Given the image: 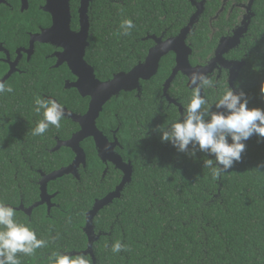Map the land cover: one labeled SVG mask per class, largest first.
<instances>
[{"label":"trees","instance_id":"trees-1","mask_svg":"<svg viewBox=\"0 0 264 264\" xmlns=\"http://www.w3.org/2000/svg\"><path fill=\"white\" fill-rule=\"evenodd\" d=\"M94 2L97 32L91 44L94 54L88 59L101 78L123 69L124 65L115 59L123 54L131 38L145 31L158 32L165 21L172 19L163 15L169 3L186 9L181 0ZM253 10L256 15L249 27L250 36L240 50L242 56L247 54L246 65L236 87L246 94L250 108L264 109V0H255ZM126 18L135 25L129 36L120 35V23ZM99 29L106 30L102 40ZM195 33L203 31L199 28ZM170 57L172 54L162 59L159 75L150 82L157 81V87L145 86L141 100L121 95L106 106L99 118L108 129L116 126L114 113H118L122 123L119 137L127 147L124 155L133 161L135 171L122 196L94 218L95 232L108 233L93 244L96 264H264V169L255 170L264 161V138L253 135L245 141L241 161L219 178L204 167L205 159H214L207 153L197 150L195 156H190L168 144L158 154L139 139L145 137L148 128L159 131L166 127L165 119L172 122L178 117L173 106L166 108L165 102L158 101L161 84L169 73ZM14 83L12 93L0 95V200L16 206L22 197L26 206L36 201L39 193L35 182L39 174L31 167L49 172L66 164L67 158L60 153L49 156L44 150L52 145L50 134L56 129L54 126L42 136L32 135V129L42 119V114L36 117L30 103L37 94L29 97L30 88L20 87L24 82L17 79ZM222 90H209L206 98L214 102ZM50 92L63 103L74 102L71 95L63 96L54 89ZM188 102L184 101L185 108ZM212 110H216L214 106ZM137 121L146 126L140 134ZM157 140L158 144L151 141L150 146L162 148L164 143L160 137ZM101 173L102 165L92 152L81 182L66 176L48 184L49 192L58 191L53 200L59 207L52 208L49 214L43 206L37 207L30 219L16 210L18 221L33 227L38 238L50 241L48 247L37 249L32 256L18 254L21 264H48V256L58 248H85V212L92 204L91 197L103 195L110 185L105 180L96 183L101 180ZM116 240L127 244L129 251L113 254L110 247Z\"/></svg>","mask_w":264,"mask_h":264},{"label":"flooded vegetation","instance_id":"flooded-vegetation-1","mask_svg":"<svg viewBox=\"0 0 264 264\" xmlns=\"http://www.w3.org/2000/svg\"><path fill=\"white\" fill-rule=\"evenodd\" d=\"M94 1L95 0H88L87 6L85 7L86 3L84 0H69V19L66 21L69 28L67 29L68 31H59L49 38V40L52 39V41L48 40L43 42L37 40L36 37H38V34L44 33L54 25L52 14L46 10L48 6L47 0H0V80H3L6 84L12 86L15 84L14 82L19 79L24 82L20 87L23 88L24 86H27L30 88L27 89L29 97H33L34 94H37V96H40L41 98L54 99L62 104L66 113L65 117L61 120V127L59 129H54L50 134L52 145L44 148L49 156L57 155L59 153L60 155H66V164L52 169L49 172H45L41 169L36 170L31 167L33 171H36L39 174L38 179L35 181L38 185L39 193L36 201L26 206L23 204V198L20 197V202L22 201L25 208L30 207L40 200L39 182L44 175H48L54 170L75 164L77 176L74 174H68L62 178L72 176L76 181L81 182L82 179L85 178L83 173L86 171L88 160L90 156H92V152L102 165V173L100 175L101 180L96 183L98 184L105 180L107 182L110 181V185L103 195L99 197H91L92 204L86 212L93 207L97 199H101L115 190L120 182L123 181L124 172L115 166L113 163L114 159L109 158L104 161L98 156L99 145L96 144L94 136L84 137L79 140L76 147L69 145V140L83 129L80 121L74 120L70 115L78 117L85 115L89 109L91 101L90 95H83L86 92L85 87L78 88L75 86L80 75L72 64L74 56L71 53L74 39H76L75 36L80 32H84L85 25L87 26V33L82 40V43H87L85 45L84 59L86 63L93 68L96 79L101 82L111 79L115 73L123 72L128 74L131 71L133 72L138 65L147 63L145 60L149 53L153 49L159 47L161 43L178 36L181 30L188 25L191 18L195 15H197V17L195 18L192 28L183 38L182 50H179V54L187 57L190 63V68L183 66L185 70L196 68V71L207 72L210 78L213 79L215 86L211 89H204L203 94L206 97L209 90H213V92L216 93L220 89H224L228 86L237 90L236 86L240 79V73L246 65L245 64L242 67L238 76H236V73H234L236 68L235 65L240 61H244L247 55L244 53L242 56L240 50L241 48L244 49L243 41L250 36L249 27L253 17L256 15L253 10L255 0H181V3L186 4L185 10H181L182 7H176L175 2L169 3V8L168 10H165L163 15L168 14V17H171L172 19L165 21L163 27L158 30V32L145 31L140 36L131 38L128 45H125V51L123 54L115 59V61H119L124 65L123 69L113 72L111 77L101 78L97 73V69L88 59L90 54H94L91 52V44L95 42L94 37L97 32L96 29H94L96 18ZM62 8L63 14L66 13L64 6H62ZM206 22L208 26L205 28ZM178 24H181V26L177 29ZM199 28L203 33L196 34L195 31ZM60 29L66 30L64 26ZM102 30L103 29L98 30L99 32H103V34L100 35V40L105 36L104 31L106 30ZM199 35L202 36L201 40H199ZM160 48L162 50L166 49L162 47ZM171 54L172 57L170 58L172 59H170V63L167 67L169 73L161 84L162 92L158 96V101L165 102L166 108L173 106L179 116L181 113L179 105L182 107L181 110L183 111L185 109L183 104L184 101L190 99L191 88L188 86L189 76L184 74L182 70L176 72L171 81L166 84L177 65V53L170 49L161 57L154 75L148 79L138 78V88L130 91L122 90L117 96L114 95L104 104L102 111L94 122V133H101L103 136L102 138L106 139L103 145L107 152L111 155L114 152V156L120 158L118 160L122 165L127 162L131 163L133 169L132 178L135 171L134 165L133 161L124 155V151L127 147L122 145L119 137L118 132H120L122 128V123L119 121L118 113H114L117 119L116 126L109 127L108 129L102 126L104 121H100L99 118L106 106L113 100L121 97V95L122 97H125V99H132L134 97L141 100L145 86H150V84H152L154 87H157V81L154 80L152 83L150 82L159 75L158 72L161 67L162 59L171 56ZM129 62H131V64H128ZM174 82H176V84H174ZM36 86L40 91L35 88ZM55 87H58V89ZM51 89L60 91L63 96L69 98L70 95L73 96L70 98L74 100L73 104L68 105L63 103L57 95L50 92ZM30 103L34 105V99H32ZM122 114L120 113L119 115ZM35 115L36 117L39 116L36 112ZM34 118L35 117L31 119L34 120ZM165 121L167 122V127L171 121L166 119ZM87 124L89 129L92 128V125L89 122ZM138 125L140 127L138 129L140 134V129L146 128V126L143 123H138ZM144 133L145 137L139 136V139L145 143L150 151H155L154 153L157 152L160 154L168 144H171L169 142H163L164 145L162 148L160 146L151 147V141L158 144L157 138L161 136V133L152 128H148ZM113 143L114 145H112ZM75 148L81 149L82 152L79 150L80 154L78 155ZM116 179L119 181H117L114 187H111ZM128 185L129 183L125 184L121 191V196ZM48 193L55 194L51 199L53 205L50 207L49 211L46 204L41 205V207L43 206L46 213L49 214L51 209L59 207V204L53 200L58 195V191H48ZM112 203H108V205H111ZM108 205H105L102 209L108 207Z\"/></svg>","mask_w":264,"mask_h":264},{"label":"clouds","instance_id":"clouds-1","mask_svg":"<svg viewBox=\"0 0 264 264\" xmlns=\"http://www.w3.org/2000/svg\"><path fill=\"white\" fill-rule=\"evenodd\" d=\"M135 27L131 19L120 23V35H131ZM191 95L186 108L167 127H160V139L169 142L179 152L195 156L196 151L209 154L213 158L204 160V167L212 170L214 178L231 169L234 163L240 162L245 151V141L253 135L264 138V109L248 106V98L243 91L233 87H225L209 102L203 94L204 89L213 88L214 81L204 71H193L188 77ZM13 88L0 80V95L12 93ZM213 106L215 111L212 110ZM34 111L42 114L33 136H42L50 127L59 129L65 117V109L61 103L51 98L34 99ZM189 145L192 146L191 150ZM264 169V161L258 163L256 171ZM17 206V205H16ZM14 207L0 200V264H21L20 255L32 256L37 249L46 248L49 239L38 238L36 230L27 223L17 220ZM57 237H51L55 241ZM108 247V245H105ZM110 251L119 254L129 251L127 244L116 240ZM48 264H92L87 253L71 254L57 249L48 256Z\"/></svg>","mask_w":264,"mask_h":264},{"label":"water","instance_id":"water-1","mask_svg":"<svg viewBox=\"0 0 264 264\" xmlns=\"http://www.w3.org/2000/svg\"><path fill=\"white\" fill-rule=\"evenodd\" d=\"M52 1L55 3H53ZM52 1L47 0L48 6L46 10L52 14L54 19V25L50 27L48 30H46L44 33L38 34V37H36V39L39 41H43V42L48 41L49 38L55 35L57 32L68 31L67 29H69L66 22L69 19V12H68L69 0H52ZM84 2L86 3L85 4L86 7L88 0H84ZM62 6H64V10L66 11V13L64 14H63ZM196 17L197 15L191 18V21L188 23L186 27H184L181 30L178 36L164 43H161L159 47L153 49L149 53L147 59L145 60L147 63L138 65L133 72L131 71L128 74H125L123 72L117 74L115 73L111 79L105 82H101L98 79H96L93 68L89 66L84 59L85 45L87 43L86 42L82 43V40L86 36L87 26L85 25L84 32H80L75 36L76 39H74V44L71 52L72 55L74 56L72 64L77 69V72L80 75L79 80L75 86H77L78 88L85 87L86 92L82 94L90 95L91 101H90L89 109L85 115L79 117L70 115L74 120L80 121V123L83 126V129L79 131L76 135H74L71 138V140H69L70 143L69 145L72 147L74 146L76 147L79 140L83 139L84 137L94 136L96 144L99 145L98 156L104 161L109 158L111 159L113 158L114 159L113 163L115 164V166H117L119 169H121L124 172V176L122 179L123 181L120 182V184L116 187L115 190L108 193L103 198L97 199L93 207L86 212L85 223L84 226L82 227L87 238L86 247L82 250L68 251L69 253L71 254H77L81 252L87 253L92 259V264H96V255L93 248V244L100 238L102 234L108 235V233H102V232L96 233L93 225V219L105 205H108V203L109 204L112 203L113 200H115L116 198H120L121 191L124 188L125 184L126 183L130 184L132 179L133 169L131 163L127 162V163H123L122 165L118 160L120 158L114 156L115 155L114 152L112 155L107 152L105 146L103 145L106 139L102 138L103 137L102 134L94 133L95 120L98 118L99 113L102 111L104 104L107 101H109L114 95L117 96L122 90L130 91L135 88H138V78L148 79L149 77L154 75L159 65V61L161 57L170 49L177 53V58H176L177 65L174 68L173 73L166 82V84H168L171 81V79L174 77L176 72H178L179 70H182L183 73L186 74L187 76H190L193 71L197 70L196 68L185 70L183 66L190 68V63L187 57L179 54V50H182L181 47L183 43V38L187 34V32H189V30L192 28ZM63 26L66 30L60 29ZM49 41H52V39H50ZM160 47L166 49L162 50ZM244 65H245V61H240L235 65L236 68L234 73H236V76H238V73L241 71ZM181 108L182 107L179 105L180 112H182ZM88 122L92 125V128L90 129L87 124ZM112 145H114V143ZM75 150L77 151L78 155L80 154L79 150L82 152L81 149L75 148ZM124 166L126 167V170ZM68 174L76 175L75 164L68 165L66 167H61L58 170H54L48 175H44V177H42V179L39 182L40 185L39 201L35 202L33 205H31L28 208H25L23 206L22 201L18 206H12V207H14L17 211H22L24 214H26L29 217V219L31 218L33 209L43 204H46L49 211L50 207L53 205L51 203L52 202L51 199L55 196V194L48 193L47 184L52 180H55L57 178H62L63 176Z\"/></svg>","mask_w":264,"mask_h":264}]
</instances>
